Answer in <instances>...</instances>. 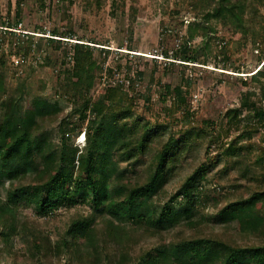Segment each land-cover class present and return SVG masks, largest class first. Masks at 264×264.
I'll list each match as a JSON object with an SVG mask.
<instances>
[{"label":"trees","instance_id":"trees-1","mask_svg":"<svg viewBox=\"0 0 264 264\" xmlns=\"http://www.w3.org/2000/svg\"><path fill=\"white\" fill-rule=\"evenodd\" d=\"M55 1L66 23L45 39L47 46L64 44L53 100L45 96L44 83L42 95L31 91L30 74L17 76L15 88L7 89L13 53L21 49L27 55L29 49L11 37L7 52H0V253L23 264H264V134L256 127H264V0H195L190 7L202 19L186 27L187 40L171 57L164 53L173 61L169 66H207L213 60L224 70L225 47L213 57L208 51L216 26L239 35V44L261 50L258 67L241 79L258 96L246 91L220 121L198 127L191 122L186 80L182 87H165L169 105L161 120L137 114L138 79H115L121 68L104 66L109 47L76 37L69 14L75 1ZM105 2L86 4L99 10ZM21 6L18 1L14 23L2 27L14 30ZM35 30L45 34L43 27ZM196 38L201 43L191 46ZM34 49L38 57L42 43ZM130 51L126 57L138 56ZM38 61L40 69L48 64L45 55ZM242 110L258 112L244 122ZM82 132L80 148L74 142ZM253 137L257 144L250 143ZM257 151L244 175L227 180L235 160ZM189 159L196 167L170 195L167 185ZM219 165L217 174L226 182L210 187L209 175ZM77 206L88 210L72 212L56 227L54 240L21 212L31 209L40 219Z\"/></svg>","mask_w":264,"mask_h":264},{"label":"rangeland","instance_id":"rangeland-1","mask_svg":"<svg viewBox=\"0 0 264 264\" xmlns=\"http://www.w3.org/2000/svg\"><path fill=\"white\" fill-rule=\"evenodd\" d=\"M18 1L22 5L21 22L14 30H10L7 28L8 26L5 27L6 25L2 27L1 23H14ZM74 1L73 6L69 9V14L76 37H83L86 41L93 40L101 44L95 47H109L112 54L105 59L104 66L113 69L116 66L121 68L115 72V79L119 81H136L138 79L136 93L139 96L137 97L136 113L146 120L153 122L157 117L160 120L164 117V108L169 105L165 87H168L169 91L174 87H182L185 80L189 85L186 87L188 90L186 98L191 108V122L197 127L205 120L220 121L228 109L239 106L241 97L246 91L255 92L258 96V90L255 86L245 87L241 82L246 79L244 77L249 75L248 72L258 67L260 48L256 50L246 42L239 44V35L220 26L215 27L212 35L215 40L210 42L208 51L210 57H213L216 52L225 47L228 60L224 62V70L216 69L215 67H222L215 66L213 60H210L207 66L188 64V66H183L186 68H181L180 64L182 63L178 61H175L173 66L168 65L173 61L170 58L166 59L164 53L167 52L168 57H171L172 53L187 40L186 27L190 23L199 22L202 19L199 10L190 7L195 0H106L105 5L99 10L96 9L94 3L87 5V0ZM55 3V0H46L43 4L40 3V0H0V52H7L11 37L16 42L18 41V44H24L29 49L27 55H24L21 49L13 53L9 62L10 65L8 64L10 70L7 74V89L13 90L15 88L17 76L20 75L22 78L30 74L28 83L31 86V91L34 94L42 95L43 92L38 89L40 83H44L47 89L44 92L45 96L50 100L54 99L56 72L61 66L64 44L57 48L54 45L47 46L45 39L50 37V31L53 29L63 31L66 23L62 21L58 6ZM262 13H264L263 10ZM132 15L135 16L133 23L131 22ZM39 27L45 29V34H40L39 31L35 30ZM130 30L132 37L131 41H128ZM221 41L225 42V46H221ZM37 42L42 43L43 49L38 57L35 55L34 49ZM200 43L201 39L196 38L191 42V46H197ZM95 49V58L102 64L101 55L98 53L99 49ZM128 50H131L130 54L138 56L128 55L126 57L127 54L125 53ZM115 53L120 54L121 57L118 58ZM44 55L48 64L40 69L37 64L38 58L41 59ZM151 58H157V62H152ZM216 62L222 64L218 59ZM151 71L155 72L152 80L149 79ZM138 72L145 74L142 79L138 78ZM168 90L166 91L169 92ZM142 96L147 97L148 101ZM60 104L66 107L64 102ZM261 106L264 107V101ZM256 112L258 110H242L240 117L244 119V122L251 121ZM256 127L259 129V133L264 134L263 126L256 125ZM257 142L258 137L250 139V143L257 144ZM74 144L80 148L84 146L85 135L83 132L75 139ZM259 153L261 151L252 152L235 160V170L227 177V180L244 175L248 163ZM213 155H215L214 151L209 153L208 158H214ZM196 165L197 162L189 159L185 170L176 173L166 187L170 195L179 187L183 176ZM219 169H221V165L209 175L210 187L218 184L223 186L226 182V179L220 180L217 174ZM87 210V207L82 206H77L70 211L61 209L50 217L40 219L35 217L31 209H21V212L32 223H38L47 230L51 239L54 240L56 227L62 228L63 223L72 212L84 213ZM0 264L23 263L20 258L15 260L7 253H0Z\"/></svg>","mask_w":264,"mask_h":264}]
</instances>
